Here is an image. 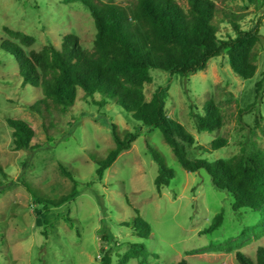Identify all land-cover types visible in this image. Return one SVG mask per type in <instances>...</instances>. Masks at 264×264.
<instances>
[{
	"label": "rangeland",
	"instance_id": "rangeland-1",
	"mask_svg": "<svg viewBox=\"0 0 264 264\" xmlns=\"http://www.w3.org/2000/svg\"><path fill=\"white\" fill-rule=\"evenodd\" d=\"M132 6L136 0H92ZM189 10L188 0H176ZM220 9L242 17L244 30L260 27L264 36V7L250 0H213ZM221 39L234 37L230 23L222 13L213 21ZM23 32L36 39L27 49L41 50L47 44L60 48L65 34L77 35L82 46L92 51L96 28L83 3L64 0H0V43L10 40L5 29ZM258 71L252 80L236 76L228 56L213 58L205 71L190 76L170 75L151 69L152 83L145 86L147 100L160 88H168L166 111L195 137V146H187L189 158L215 161L238 154L243 147L264 148V93L251 112L256 84L264 79V41L256 48ZM44 98L42 88L23 86L14 56L0 44V164L9 175L0 179V264H101L104 250L116 243L143 244L145 262L132 259L128 264H238L237 252L257 261L264 247L258 238L263 216L250 209L233 211V198L214 188L205 171L190 173L178 162L163 133L151 130L135 120L115 102L104 107L97 103L100 94L86 98L78 90L73 107L62 110L48 102L41 111L33 110ZM213 99L220 108L224 126L216 132H198L192 114L204 115V105ZM262 115L260 126L257 116ZM8 119L23 120L35 127L31 151L14 150ZM121 136L137 132L138 138L106 172L96 176L97 162L105 160L115 147L111 125ZM223 137L229 145L211 153L209 147ZM158 153L175 172V178L159 194L155 186ZM73 171L75 181L64 176L59 164ZM78 184L79 194L55 208L40 198L60 199ZM224 214V223L216 231L200 236L213 218ZM139 215L152 228L149 238L134 235L124 225ZM246 231L245 235L243 232ZM128 250L113 249L114 260Z\"/></svg>",
	"mask_w": 264,
	"mask_h": 264
},
{
	"label": "trees",
	"instance_id": "trees-1",
	"mask_svg": "<svg viewBox=\"0 0 264 264\" xmlns=\"http://www.w3.org/2000/svg\"><path fill=\"white\" fill-rule=\"evenodd\" d=\"M76 1L83 3L94 19L96 28L93 50L85 49L77 35L65 34L60 48L53 44L41 50H30L36 44L33 36L23 32L5 29L10 40H3L1 49L14 56L23 86L42 88L44 98L32 106L41 111L52 102L54 107L67 110L76 103L78 90L82 89L86 98L94 100L100 94L97 104L104 107L109 101L115 102L132 117L151 130L163 133L180 165L190 173L205 171L214 188L226 191L233 198V211L250 209L263 216L258 238L264 237V148L243 147L228 159L208 161L192 159L186 153L187 146H195V137L166 111L168 88H160L147 100L145 86L152 83L151 69H160L170 75L190 76L207 69L213 58L228 56V64L233 73L242 80H252L258 71L256 48L264 41L259 25L244 30L242 17L220 9L213 0H188L189 10L185 11L176 0H136L132 6L123 7L114 3L92 0H64L66 4ZM252 4L264 7V0H250ZM222 13L235 34L221 39L213 21ZM264 93V79L255 87V101L245 112H251L260 103ZM204 115L192 114L198 132H216L224 126L220 108L211 99L204 105ZM262 115L256 118L258 127ZM12 129L13 149L31 151L40 147L35 143L37 132L34 126L23 120L8 119ZM115 142L114 149L103 161L97 162L96 176L103 180L106 172L118 158L130 150L137 140V132H126L121 136L118 126L111 125ZM264 134V127L261 129ZM229 145V141L219 137L209 147L198 146L200 151L211 153ZM159 164V175L155 186L159 194L175 178L162 156L155 153ZM64 176L75 181V175L68 166L60 162ZM7 178L0 164V179ZM78 184L60 199L40 198L50 207H61L78 196ZM224 223V214H217L209 227L199 232L200 236L210 234ZM130 227L134 235L149 238L151 226L137 215ZM246 231L243 232L245 235ZM127 245L128 250L118 254L114 260L113 249ZM116 243L115 248L104 250L101 264H128L132 259L147 257L143 244ZM238 264H264V247L257 251V261L237 252ZM177 264H189L181 260Z\"/></svg>",
	"mask_w": 264,
	"mask_h": 264
}]
</instances>
